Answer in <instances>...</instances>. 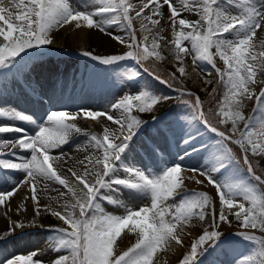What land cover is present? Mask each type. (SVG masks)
<instances>
[{
  "label": "snow or ice",
  "instance_id": "1",
  "mask_svg": "<svg viewBox=\"0 0 264 264\" xmlns=\"http://www.w3.org/2000/svg\"><path fill=\"white\" fill-rule=\"evenodd\" d=\"M165 5L170 13L167 17L162 11ZM231 8L237 11L233 12ZM185 11L197 15L199 19L190 21L184 18L182 13ZM134 19L139 20V29L134 26ZM162 20L168 23L171 40L162 35L166 30ZM73 24L76 29L96 28L101 32L115 25L127 32V40L121 36L113 37L128 47L124 54L100 56L84 51L82 55L105 66L135 61L139 68H129L123 73L130 81L138 80L142 76L139 69H142L161 83H169L144 65L145 61L165 59L161 51L162 42L173 46L169 51L178 62L177 72L181 76L187 74L184 67L187 56H191L193 65L205 62L216 69L225 85V92L215 110H205L199 96L193 97L192 93L180 90L181 95L192 97L183 101L192 126L203 125L207 132L217 137L211 144L201 140L197 145L195 141L201 133L199 128H195V134L188 133L182 138L186 147L183 156H179L180 160L201 151L211 153L209 166L203 170L190 169L205 179H196L194 175L185 177L181 164L169 166L164 162L165 150L155 139L163 134L158 126L154 133L147 134L148 141L142 147L163 167L140 168L126 163L136 150L134 138L143 134L147 125L134 112H152L159 103L169 99L144 88L136 94H125L110 105V111L118 112V116L86 109L76 113L52 110L42 123L37 124L34 134L11 124L0 123V148L10 146L30 153V156L18 161L6 158L15 157V151L0 153V171L10 169L24 174L22 180L14 182L11 191H0V207L5 206L21 186H27L35 206V216L38 217L41 215L38 184L51 181L66 189L59 193L60 198L64 199L59 208L43 206L45 211L65 225L48 229L52 233L50 240L53 250L66 253L52 264H154L159 251L169 249L173 243L183 245L184 227L194 219H209V228L192 241L189 251L179 262L203 264V257L217 249L223 250L231 243L219 230L221 224H232L230 217H234L238 223V230L232 235L253 245L247 253L237 257L234 264H264V236H257L251 231L264 233V189L260 187L264 185V173L256 174V167L249 159V153L264 157V117L258 119L250 116L246 119L242 113L243 101L253 98L256 101L254 112L264 113V88L258 95L250 88V85L258 82L264 83V79H257L264 77V50L257 51L255 43L258 32L264 31V0L259 3L257 0H190L180 8L175 6L174 0H139L138 4L132 0H88L86 7H76L72 0H0V69L16 66L19 70L25 57L31 58L29 51L33 55L40 54L44 46L53 43L51 34L55 30ZM153 30L155 34L150 39L148 34ZM137 31L144 34L142 38H137ZM260 45L264 47V40L260 41ZM216 57L223 61V70L216 67ZM171 78L176 79L175 73L171 74ZM81 113L82 118L93 121L106 117L118 128L113 130L105 126L102 135L86 133L89 143L99 154L78 161L83 167L82 171L67 168L69 176L58 169L61 157L51 153L61 149L62 156V146L68 143L70 136L82 132L74 122ZM3 119L36 123L30 114L0 106V120ZM213 119L217 123H213ZM242 121L244 126L240 129L239 122ZM153 122L158 124V118L153 117ZM229 123L231 127L226 131L218 127ZM7 133L21 135L8 140L3 136ZM229 142L239 146L250 179L240 177V160L228 147ZM54 164L57 166L54 167ZM120 170L126 174L123 178L117 175ZM8 175L6 173L2 178L6 179ZM186 179H193L197 184H203L206 180L213 186L219 208L207 192L188 191ZM114 185L149 196L150 206L136 209L105 196L102 190L114 191ZM177 197V204L165 205L166 201ZM27 199L28 196L25 197ZM102 200L123 207L124 213L105 212L101 207ZM17 210L26 209L21 205ZM12 223L15 228L25 226L22 222ZM30 223L34 225L35 219ZM125 230L137 238L126 250L119 251L117 240ZM37 255L33 251L10 258L6 264H43V261L34 259Z\"/></svg>",
  "mask_w": 264,
  "mask_h": 264
},
{
  "label": "rangeland",
  "instance_id": "2",
  "mask_svg": "<svg viewBox=\"0 0 264 264\" xmlns=\"http://www.w3.org/2000/svg\"><path fill=\"white\" fill-rule=\"evenodd\" d=\"M82 1L84 3H82L81 0H74V1L72 0V3L74 2L73 4L76 7H78V6L82 7V5H83V7H86L88 5V0H82ZM132 2L138 4L139 0H132ZM258 2H260V0H257V3ZM185 3H190V0H174V4L177 8L182 7L183 4H185ZM89 10H91V9H89ZM230 10L233 12L237 11V9H235V8H231ZM162 11H163L165 17H167L170 14L169 9L167 8L166 5L162 8ZM182 16L184 18H187L190 21H195V20L199 19V17L197 15H195L191 12H188V11L183 12ZM139 23L140 22L138 19H134V26L137 29H139ZM161 23H162V25H164V27L166 29L165 32L162 33V35H164L167 38V40H171L172 36H171L170 29L168 28V23L166 22V20H162ZM115 27H117V28H115ZM85 32L87 33V39L84 42L85 47L94 54H97V55L101 54L102 56L119 55V54H124L125 52H127L129 50L128 47L126 46V44L123 45L122 43H120L121 45L119 48L106 35L109 33H110L109 35H112V34H114V36L119 35L121 37H124L125 40H127L128 39L127 32L123 31L122 28L119 26L113 25L112 27L108 28L106 32H101L99 29H96V28L88 29L85 27ZM154 34H155V30H153V33L148 34L149 38L151 39L152 35H154ZM136 35H137V38L140 39V38H142V36L144 34L137 31ZM260 37H262V38H260ZM257 38L264 40V31L258 32ZM260 39L255 38V43L257 45V49H256L257 51L264 50V47H261V45H260V41H261ZM86 44H87V46H86ZM185 44H187V42H185ZM172 47H173L172 45H170V44L165 45L164 42H162L161 51H162V53H163V51L171 52V51H169V49ZM48 48H50V47H48ZM119 51H120V53H119ZM213 51H214V49H213ZM116 53H118V54H116ZM172 58L174 61H176L174 54L172 55ZM215 60H216V67L223 70L225 67L223 64V61L220 60L219 57H216ZM65 62H66V65H65L64 77L67 81L64 82L63 84L65 85L68 82L67 88L70 89L74 93V95H77L79 100L73 101V97L67 95L66 96L67 102L70 103V106H67L64 104L56 105V103H53V101H58L59 98H61L62 95H64V93H62V91H61L62 85H57L54 82V86H52V85L48 86L49 85V84H47V83H49L48 81L41 82L47 87V89H51L53 87L54 88L52 89V92H51L52 95H51L50 99L47 98L45 100H41L39 103H36L37 106L33 110L34 119L36 117L39 119V121H41V119H43V117H46L47 113L49 111H52V110H63V111H68L70 113H75L76 111H79L82 108L86 109V105L90 108L93 107L92 109H94L95 111H106V112H109V114H113L110 111V105L112 103L116 102L118 99H120L123 95H125V94H136L144 88H148L154 92L152 81L147 77V73H144L142 69H139L142 73V76L140 78H138V80L130 81L123 75V73L129 68H139V66L136 65L135 61H132V60L122 61V62H119L118 65H111V66L101 65L99 62L94 61V60H89L85 63H81L77 59H73V58H70V60H65ZM89 62H90V64H89ZM58 63H61V62L58 61ZM83 65H85L84 67L87 69L86 72H88V73H86L87 79L84 82L81 81V79H78L76 77V73H77L76 71L73 72V69L76 66H77V68H80V66H83ZM88 65L89 66L91 65L90 66L91 68ZM94 65H95V67H94ZM10 67H11L10 69L13 72H11V71L9 72L8 71L9 69H5V70L0 69V90L1 91L4 90V85H5V82L3 85L2 80L6 81V84H8L7 82L12 80L11 76H14V77L19 76V78H21V76H22L23 81H26V82L30 81V79H32L33 81L35 79L36 81H34V82H39L36 78H34L32 71H31L32 68L26 72H23V70H20V69L18 70L17 68L14 69L13 66H10ZM177 67H178V62L176 61L171 72L175 73L176 77L181 81L186 80L190 71L194 70L196 68L201 69L203 72H205L207 74L215 72L216 78H217V83H216V79H215V83H214L213 88L210 86H207L208 84L205 83V80L202 81V83L200 84L203 94L208 95V98H206V102H209L211 98H216L212 101L213 105H214L213 110H215L218 102L222 99L224 92H225V85H224V83L221 82L219 75L216 72V69L213 68L212 65L207 64L205 62H197L196 65H193L191 56H187L184 59V67H185L186 73H187L185 76H181L177 72ZM94 68L95 69L97 68V69L93 70ZM35 69H37V66L34 67V70ZM92 72H94V73H92ZM70 74H71V76H70ZM2 76H3V78H2ZM27 76L30 79H27ZM257 79L259 81L261 79H264V77H258ZM11 84H13L15 87L18 86L16 83H13V82ZM31 88L34 89L33 87H31ZM250 88L254 89V91L258 95L260 93L261 88H264V83L258 82L255 85H250ZM32 89L29 90L28 96L21 98V101L27 99L28 97H31V92L33 91ZM213 89H215V92H213ZM180 90H183V89L178 88V87H169L168 90L164 91L162 94V96H167V97H169V99L163 100L161 103H159L152 112H145V113L134 112L135 115H138L143 121L147 122L145 132L143 134L137 135V137L134 138L135 140H138L139 138H141V136L145 137L143 140H148L147 134L149 132L154 133V129L157 126L162 129V133H166V134L172 136L174 140H179L181 138V135L185 131L184 129H185L186 125L192 124V123H190L189 120H186L187 116H188V109L183 104L184 100H189V99L186 97H181L180 96V93H181ZM183 91H186V90H183ZM159 93H161V91H159ZM91 102H92V104H91ZM93 102H94V104H93ZM11 103H12V100H11L10 95H7V97L4 96V97L0 98V105L5 104L7 109L12 108L11 105H14V104H11ZM20 104H21V102H17L15 104L16 105L15 107H19ZM213 105H212V107H213ZM255 107H256L255 98H253L251 100L245 99L243 101L242 113L246 119L250 116H256L258 119L264 117L263 113L254 112ZM115 113H117V116H118L119 113L118 112H115ZM153 117L158 118V124L153 122ZM180 117H184V119H179ZM214 120H216V119H214ZM102 121H105V119L103 117L98 118V122H100V123H98V125H97L98 127L95 128L96 131L94 129V134H97V135L103 134L102 126L104 127L107 125L103 124ZM184 121H186V122L188 121V122L186 123ZM74 122L77 124V126H82V123H86L87 119L82 118V113H81V116H79L77 118V120ZM169 122H171V123H169ZM39 123L40 122H38V124ZM17 126L19 127V125H17ZM223 126L226 127V130H227L228 128L231 127V124L229 123L228 125H223ZM243 126H244V122L243 121L239 122V128L243 129ZM36 127H37V124H33V126H31V127L28 126V129L31 132L30 134H34L35 130L37 129ZM109 127L113 130H116L118 128L116 125L111 124V123L109 124ZM3 136L6 137L5 135H3ZM204 138H205L204 140H205V142H207V144H211L215 139H217V138L211 137V136H208V137L204 136ZM88 140H89L88 135L85 137H81V135H80L74 139L75 143L73 142L72 144L74 147H80V146L84 145L85 141H88ZM159 145L161 146L162 149L165 150L164 162L166 164H168L169 166L174 164L175 163L173 160L174 155L172 153H169V147L164 143H160ZM58 151H57V149L53 150L51 154L53 155L55 153L54 154V156H55ZM26 156H30V153L28 151H23L22 154L16 153L15 157L8 156L6 158L11 159L13 161H18V159L24 158ZM141 163H142V168L158 169V168L163 167V165L160 164L157 159L152 158L150 156H146L144 161H141ZM184 167H187V166H185V164H182L183 169H184ZM58 169H61V165L58 166ZM59 171L61 172V170H59ZM3 172L8 173L12 179L9 176H7L6 181H3V183L0 181V191H11L12 187L14 186V182H19L24 177L23 173L14 172L13 170L8 171L5 169V170H3ZM117 175L120 176L121 178H123L126 174L124 172L119 171L117 173ZM184 176H186V175H184ZM240 177L250 179V177H248L246 167L242 166V165H240ZM49 182H51V181H47V183L45 181L44 182L41 181L38 184L37 189L41 188L42 185L48 186ZM252 182L256 183L255 181H252ZM206 183H207V181H206ZM53 184L61 186L58 183H53ZM201 185L202 184H197L195 182V180H192V179H186L185 180V187L188 191H192V190L201 191L203 189V187ZM207 186L209 188L207 187L206 191L210 196L213 197L214 203L218 209L219 208V199H218V196L216 194V190L213 186H211V185L209 186L208 183H207ZM113 188L116 190H114V191L113 190H102V191H103L105 196H109L112 199L116 198V200H119L121 202V204L125 203V204L129 205L130 203H128V202L131 201V199L126 197V195L120 194V192H119L120 185H114ZM199 188H200V190H199ZM64 191H66V189H64L63 192ZM135 195H137V196H135ZM134 197L138 201L141 198L142 199H148L147 206H150V204H151V200H149L150 199L149 196H145L143 194H139V193L134 192ZM238 199H242V198H238ZM171 201H174V200L171 199L170 202ZM176 201L179 202V197H177L175 199V202ZM170 202H169V200L166 201L165 205H169L168 203H170ZM175 202H172L173 205L178 203V202H176V203ZM63 203H64L63 198H60V196H59L57 199L54 200V202L52 204L49 203L47 205L51 206L52 208H59V206L62 205ZM245 203H246V207H247L248 204H247V202H245ZM101 205H103V207L109 206L106 209L107 213H112V214L114 213V214H119V215L122 213V211L124 213L123 207L117 206L115 204L113 207V203H111L109 200H102ZM43 206H41V215L39 216V218H37V216H35V210L33 209V208H35L34 205L32 208L34 210L33 213H30L29 211L24 210V212L26 213V217L28 219L26 217L22 216L23 211L17 212L18 210H16V209L15 210L17 213H15V210L11 211L13 213L12 215H13L14 219H16L15 222H17V221H18V223L22 222L23 224L25 222L28 223L31 220L30 219L31 214H33L32 216H33V219H35V222L38 220V222L41 224V226L43 228L38 229V230L36 228H34L33 230H29L26 226L33 225V224L32 223L24 224L25 225L24 227H26V229L25 228H18V230L22 231V234H19V236H12V238L9 237L8 234L2 235V233L4 232L2 230L0 232L1 233L0 235H2L3 237L2 236L0 237V244L3 243L4 241L7 242V240H9L11 238L10 240H12V241L16 240V241L22 243L26 248H29L30 250H33L36 252H38V250H40L38 252V254L41 255L40 257H43V261L45 260L46 262H48V264H52V262L56 258H58L61 255L66 254V253L63 251L58 252V251L53 250V245H52L51 240H50L52 233L48 229L54 228V227H65V225H63L62 221H60L56 217L52 216L50 212L45 211ZM141 206L142 205L139 204V207H141ZM105 207H104V211H105ZM112 207H113V209H112ZM117 209L119 212L117 211ZM230 218L232 219V223H234L235 222L234 217H230ZM206 220H208V219H206ZM203 222H205V221H203ZM2 223L4 225L5 221H2ZM209 225H210V220H209V222L207 221V225H206L205 229H208ZM222 227L235 228L234 231L236 232L238 230V223L235 222V225L234 224L233 225L232 224L231 225L221 224L219 230H221ZM221 231L223 232V230H221ZM251 231L254 232V234L257 236H264V233L260 232L259 230H251ZM233 233H231L230 234L231 236L229 235L230 238H228V240L231 243H229L227 246L223 247V250L217 249L214 253H212L210 255H206L205 257H203L202 258L203 264H234V260L237 257L242 256L243 254L247 253L253 247V245L251 243L242 241L239 237L232 235ZM195 238H196L195 236L192 237L190 239L189 243L191 244ZM131 239L134 241L136 239V235L131 234L130 240ZM190 244H189V248H190ZM122 246H123V243L121 242L118 245V248H122ZM181 251H182V249L179 250L178 252H176L175 256L173 255V252L170 249H167L165 251H159L156 254V257L154 258V264H170V263L171 264H179L183 255L186 252H188L189 249L187 251H182L184 253H182ZM47 252H49V253H47Z\"/></svg>",
  "mask_w": 264,
  "mask_h": 264
},
{
  "label": "bare ground",
  "instance_id": "3",
  "mask_svg": "<svg viewBox=\"0 0 264 264\" xmlns=\"http://www.w3.org/2000/svg\"><path fill=\"white\" fill-rule=\"evenodd\" d=\"M81 2L84 3L82 0H81ZM78 7H80V6H78ZM82 7H83V5H82ZM115 28H117V27H115ZM51 35L53 37L52 38L53 39V43L51 45L44 46L43 49L40 50V54H38V55H33L32 52L29 51L28 56L31 57V58L29 59V58L25 57V59L22 61L21 65L19 66V69L20 70H23V72H26V71H28L29 69L32 68V64L33 63L35 65H37L39 69L36 72H34L33 76H34V78L38 79L40 82H44V81L48 80L49 77H51V75H52V77L54 75H56V71L59 68L60 69H59V77H58V79L60 81H62V79H63V77L65 75V65H66L65 60H70V58H73V59H77L81 63H85V62H87L89 60H92L90 57H86V56L82 55V52L89 51L85 47V43H84L85 40L87 39V33L85 32V27H82L80 29H76L74 27V24L73 25H68V26H64L63 28H60V29L55 30ZM106 35L120 48V45L121 44H120L119 41H117L116 39L113 38L114 37V34H112V35L106 34ZM260 38H262V37H260ZM260 38H256V39H260ZM86 46H87V44H86ZM48 47H50V48H48ZM119 53H120V51H119ZM116 54H118V53H116ZM94 55H97V54H94ZM99 55H101V54H99ZM58 61L61 62V63L58 64L57 63ZM89 64H90V62H89ZM77 66L73 69V72L76 71L77 72L76 73V77L78 79H81V81L84 82L87 79V74H86V73H88V72H86L87 69L84 67L85 65L80 66V68H77ZM94 67H95V65H94ZM13 68L16 69L17 67L16 66H13ZM96 69L94 68L93 70H96ZM8 71L9 72L10 71L13 72L11 69H9ZM92 73H94V72H92ZM11 77H12V80L9 81V82H7L8 84H6V81H3L1 79L3 85H4V82H5V85H4V90H2V91L0 90V98L1 97H4V96L7 97V95H10L11 100H12V103L11 104H14V105H11L12 106L11 109H15L17 111H20V112H23L24 113V111H26V109H28L30 107V105L31 106L32 105H35V103L38 102L35 99H33V97H30V98L28 97V99H25V100L21 101V98L22 97L28 96L29 90H30L31 87H33V86L36 87V82H34L32 79L28 78V76H27V79H30V81H28V82L23 81V77L22 76H21V78H19V76H15V77L14 76H11ZM2 78H3V76H2ZM12 82L13 83H16L18 86L15 87L13 84H11ZM67 85H68V82L65 85L62 86V89L61 90L63 91V93L65 95L58 100V103L57 104H59V105L60 104H64V105L70 106V103L67 102V98H66L67 95L73 97V101H78L79 100L78 96L77 95H74V93L70 89L67 88L68 87ZM40 92H41L42 96H45L46 95L45 98H49V99L51 98V94H48L47 91H42L41 90ZM17 102H21V104L19 105V107H15L16 106L15 104ZM91 104H92V102H91ZM93 104H94V102H93ZM0 106H2L4 108H7L5 106V104L4 105H0ZM92 108H90V107H88L86 105V110L95 111ZM76 112H78V111H76ZM25 114L32 115L33 116V119H34V114H33L32 111H30L28 113H25ZM113 115H116L117 116V113H113ZM44 118L45 117H43V119ZM103 118L105 119V121H102L103 124H106L107 127H109V124L111 122L108 121L106 119V117H103ZM43 119H41V121H39V119L35 117L34 120L36 121V123H32L30 121H20L21 123H19V127L25 129L30 134L31 132L29 131L28 126L31 127V126H33V124H38V122L42 123L43 122ZM186 120H188V119H186ZM0 122L1 123H6V124L13 125L12 124L13 121H8L7 119L0 120ZM184 122H186V121H184ZM98 123H100V122L93 121L91 119H87V122L86 123H82V126H78V127H80L82 129V132L81 133H74V134H72L70 136L69 140H68V143H66L65 145L62 146V152H63V155L62 156H61V149H57V151L58 150L59 151L56 153L55 156H60L61 157V163L59 164V165H61V169H59V170H61V173L62 174H65V175H69L70 176V174H68L66 172V169L69 168V167H72V168H74L77 171H82L83 170L82 165H80L77 162L78 161H81V160H84V158L86 156H89V155H92V154H96V155L99 154V153L96 152V150L89 143V140L88 141H85L84 142V145H82L80 147H74L73 144H72L73 142L75 143L74 139L76 137H78L80 135H81V137H85V136H87L86 133H89V132L90 133H94V129L96 127H98L97 126ZM104 127L102 126V128H104ZM195 128H199L200 129V133H201L197 137L195 143L197 145H199V143L201 142V140H203V142L207 144V142H205V140H204L205 139L204 136L205 137L206 136L207 137L208 136H211L212 137V133L207 132L203 128V125H200V124H196L195 125ZM195 128L192 126V124H187L186 127H185V129H184L185 131L181 135V138L179 140H174L172 136H170V135H168L166 133H163L162 135H157L155 137V139H156V141H157L158 144L164 143V144H166L169 147V153H172L174 155L173 156V160H174L175 163H179L181 165L182 164H185V166H187V167H184L183 173H182L183 175H186L185 177L193 176L194 175L196 177V179L204 180L205 179L204 177L199 176L197 173L191 172L190 169L196 168V169L203 170L204 168H206L207 166H209L210 161H211V153L210 152L201 151V152H198V153H193L190 156H186V157H184L183 160H180L179 159V156H183L184 150H185V147H186L182 143V138L186 134H188V133L195 134ZM95 131H96V129H95ZM3 135L6 136V137H4L5 139L12 140V139H15V138H19L21 134H19V133H11V134L10 133H7V134H3ZM144 138L145 137L141 136V138H139L138 140H135L134 139V143H135V146H136V150L132 153L131 157L126 161V163L135 164L136 166L142 168L141 161H144L145 157L146 156H149V154L146 153L145 150L142 147V145H144L148 141V140H143ZM9 151H15L17 154H19V153L22 154L23 151H25V150L12 149L10 146L7 147V148H0V153H7ZM55 166H57V165L54 164V167ZM6 170L10 171V169H6ZM120 171L121 172H124L123 170H120ZM5 174H6L5 172L0 171V181L2 183H3V181H6V179H3L2 178V177L5 176ZM8 176L11 178L10 175H8ZM53 183L54 182H49L48 183V186L42 185L41 188H38L37 189V195H38L39 203L41 204V206L47 205L49 203L52 204L54 202V200L59 197V193L60 192H63L64 188H63L62 185L61 186H58V185H54ZM201 186L203 187V189L201 188L202 189L201 191L207 192L206 191L207 190L206 188L208 186H207L206 180H205V182ZM199 190H200V188H199ZM119 192H120L121 195H126V197H128V198L131 199V201L128 202V203H130L129 206L134 207L136 209L139 208V204L142 205V206H147L148 199H142L141 198L138 201L134 197V192L132 190H129V189L123 187V186H120ZM26 196H28L29 199L25 200V197ZM135 196H137V195H135ZM170 200L171 199H169V202H170ZM172 202H175V200L170 202L173 205ZM176 202H178V201H176ZM170 203H168V204L171 205ZM21 205H23V208L26 209L25 211H29L30 213H33L34 210H35V208H33V205H34L33 204V201L30 199V190H29V188L27 186H21L19 188V190L12 197L9 198V200L6 202V205L3 206V207H0V232L2 230L4 231L3 232L4 234L2 233V235H7L8 234L9 237L12 238V236H19V234H22V231L18 230V228H15L13 226V223L12 222H15L16 219H14V217L12 215L13 213L11 212V211H13L15 209L16 210L19 209L21 207ZM101 207L104 209L105 206L103 207V205H101ZM108 207H105V212H106V209ZM113 207H114V204H113ZM113 207H112V209H113ZM16 210H15V213L22 212L23 211L22 212V216L23 217H26V213L24 212V210H20V211H17V212H16ZM123 210H124V208H123ZM117 211H118V209H117ZM122 213H123V211H122ZM32 215L33 214H31V218H30L31 220L28 223L25 222L24 224H29L33 220V216ZM37 218H39V216ZM2 221H5L6 224L4 223V225H3ZM207 221L209 222V219L208 220H205V222L198 221V220L194 219L191 224H189L188 226L184 227V233H183V241L184 242H183V245H175L173 243L172 246L169 248L173 252V255L174 256L176 255L175 253L178 252L181 249H182V251H187L189 249V244H190L189 241H190V239L192 237H194V236L197 238L202 233V231L205 229V227L207 225ZM235 222L232 223V225L233 224L235 225ZM26 227L29 230H33L34 228H36L37 230L43 228L41 226V224L38 222V220L35 222L34 225H28ZM26 227H23V228L26 229ZM221 230H223V233L225 234V236H227V238H230V236H231L230 234L233 233V232H235L234 231L235 228H232V227H227V228L222 227ZM2 235H0V237ZM130 236H131V234L128 233L127 230H125V232L122 233L121 237L118 238V240H117V246L121 242L123 243L122 248H118L119 251L126 250L133 243H135V240L136 239L134 241L131 239L133 241L132 242L130 240ZM9 240H7V242L4 241L3 243L0 244V264H6V261L8 259H10V258H14V257L20 256V255H28L29 253H31L33 251V250H30L29 248H26L22 243H20V242H18L16 240H13V241L12 240L9 241ZM39 251L40 250H38V252ZM47 253H49V252H47ZM182 253H184V252H182ZM40 256L41 255L38 254L36 257H34V259H38V260L43 261V257H40ZM43 264H48V262H46L44 260L43 261Z\"/></svg>",
  "mask_w": 264,
  "mask_h": 264
},
{
  "label": "trees",
  "instance_id": "4",
  "mask_svg": "<svg viewBox=\"0 0 264 264\" xmlns=\"http://www.w3.org/2000/svg\"><path fill=\"white\" fill-rule=\"evenodd\" d=\"M162 54L165 56V59L163 61L153 62L152 60H149V61H145L144 65L146 67H148L150 69V71H154L162 79L168 80V82H169L168 85L180 86L183 88L192 89L200 97L205 110H208V109L213 110V108H214L213 102L205 104V98L203 96L200 84L202 83V81L207 80L208 84L210 86H213V84H214L213 82L215 81V77L213 75L204 74L202 71L197 69V70H192L190 72L189 76L187 77V79L184 81H180L178 78L173 80L171 78V74H172L171 69H172L173 64H174V60L172 58V52L163 51ZM149 78L152 79L153 84L155 85V89L157 91V92L156 91L155 92L158 95L163 94V92L167 90L164 84H162L161 82L157 81L156 79H154L150 76H149ZM159 91H161V93H159ZM182 96L187 97L188 99L192 98V97H189L188 95H182ZM212 105H213V107H212ZM212 122L217 123V121H214V120H212ZM218 127H221V125H218ZM228 147H230L232 149L236 158L238 160H240L238 148L234 144H232L231 142L228 143ZM249 159L253 162L254 166L256 167V172H259L260 174L264 173V172H262V171H264V168H263L264 157H262V156L251 157L250 156Z\"/></svg>",
  "mask_w": 264,
  "mask_h": 264
}]
</instances>
